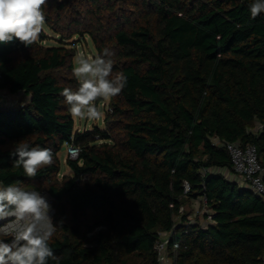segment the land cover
Instances as JSON below:
<instances>
[{
  "label": "trees",
  "instance_id": "obj_1",
  "mask_svg": "<svg viewBox=\"0 0 264 264\" xmlns=\"http://www.w3.org/2000/svg\"><path fill=\"white\" fill-rule=\"evenodd\" d=\"M252 2L47 0L58 45L0 44V185L52 197L62 221L48 264H162L165 240L169 264H264V196L237 179L226 145H255L264 165V13L253 19ZM86 35L127 83L105 127L81 132L61 92L78 86ZM21 141L53 153L35 177L15 166ZM69 144L81 151L60 179Z\"/></svg>",
  "mask_w": 264,
  "mask_h": 264
},
{
  "label": "clouds",
  "instance_id": "obj_2",
  "mask_svg": "<svg viewBox=\"0 0 264 264\" xmlns=\"http://www.w3.org/2000/svg\"><path fill=\"white\" fill-rule=\"evenodd\" d=\"M47 0H0V44L18 40L25 47L36 43L45 25L43 6ZM254 19L264 13V0L249 5ZM113 53L76 55L73 76L78 86L66 87L61 95L74 118L99 120L104 113L99 100L117 96L126 86L123 73L113 75ZM12 155L15 166L22 167L27 177H35L39 169L53 162L51 149L30 147L19 142ZM0 264H48L56 256L49 246L58 224L46 194L25 190L19 184L0 185ZM10 238V239H6Z\"/></svg>",
  "mask_w": 264,
  "mask_h": 264
},
{
  "label": "built area",
  "instance_id": "obj_3",
  "mask_svg": "<svg viewBox=\"0 0 264 264\" xmlns=\"http://www.w3.org/2000/svg\"><path fill=\"white\" fill-rule=\"evenodd\" d=\"M227 148L230 151L233 169L237 173L239 179L257 194L264 196V165L260 162L258 151L255 145L248 144L242 146L240 142H228ZM80 147L75 144L67 145L68 157L77 158L80 154ZM185 191H189L191 186L189 182L184 183ZM46 194V193H42ZM49 202L52 204V197L46 194ZM206 212V211H205ZM209 219L213 220V215H209ZM4 222L0 221V225ZM167 241L158 242L157 250L159 251V260L162 264H169L167 252Z\"/></svg>",
  "mask_w": 264,
  "mask_h": 264
},
{
  "label": "rangeland",
  "instance_id": "obj_4",
  "mask_svg": "<svg viewBox=\"0 0 264 264\" xmlns=\"http://www.w3.org/2000/svg\"><path fill=\"white\" fill-rule=\"evenodd\" d=\"M41 34H44L46 37V40H44L45 44H49V45H58L59 44V42L57 41L59 35L57 33H55L46 23H45L44 28H43L42 32L40 33V35ZM75 47L77 48L78 53L83 52L86 55H90L93 57L98 56L96 48H95V46H94L89 35H86L85 38L78 41V44L75 45ZM4 96H5L6 101H15V102H17L18 100H20L21 98L24 97L21 95H18V96L10 95L6 92L4 93ZM20 96H21V98H20ZM109 100L110 99L100 101V102L98 101V106L100 107V110L104 113V115L101 119L91 120V119L74 118L76 131L79 130V131L83 132L84 130H91L97 125L101 128L105 127V120L104 119H105V116L107 113ZM59 156L61 157V160H62V170L59 173V177L61 179L63 177V175H65V174H72L73 170L71 169V167L67 163V159H68L67 150L60 151ZM182 210L185 213H188V215L190 216L191 219L194 220V219L199 217L202 222H205V218H204L205 211L209 212V210L206 207H204V204L202 203L201 200H196L194 202L190 201V200L186 201V203L182 207ZM166 236H167V234L164 233V237H166ZM169 261L170 260L168 259V262Z\"/></svg>",
  "mask_w": 264,
  "mask_h": 264
},
{
  "label": "crops",
  "instance_id": "obj_5",
  "mask_svg": "<svg viewBox=\"0 0 264 264\" xmlns=\"http://www.w3.org/2000/svg\"><path fill=\"white\" fill-rule=\"evenodd\" d=\"M237 177V179H239V177L238 176H236ZM239 181H241V178L239 179ZM242 183H243V181H241Z\"/></svg>",
  "mask_w": 264,
  "mask_h": 264
},
{
  "label": "water",
  "instance_id": "obj_6",
  "mask_svg": "<svg viewBox=\"0 0 264 264\" xmlns=\"http://www.w3.org/2000/svg\"><path fill=\"white\" fill-rule=\"evenodd\" d=\"M65 149H66V146L63 147V150H65Z\"/></svg>",
  "mask_w": 264,
  "mask_h": 264
}]
</instances>
